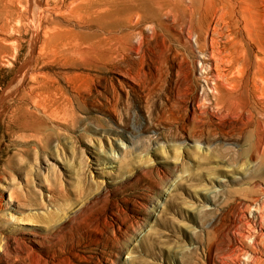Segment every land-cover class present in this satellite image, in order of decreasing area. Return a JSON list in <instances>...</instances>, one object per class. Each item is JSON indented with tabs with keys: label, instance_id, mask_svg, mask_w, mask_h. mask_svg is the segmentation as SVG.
Wrapping results in <instances>:
<instances>
[{
	"label": "rangeland",
	"instance_id": "1",
	"mask_svg": "<svg viewBox=\"0 0 264 264\" xmlns=\"http://www.w3.org/2000/svg\"><path fill=\"white\" fill-rule=\"evenodd\" d=\"M34 1L0 0V264H264V0L101 62Z\"/></svg>",
	"mask_w": 264,
	"mask_h": 264
},
{
	"label": "bare ground",
	"instance_id": "2",
	"mask_svg": "<svg viewBox=\"0 0 264 264\" xmlns=\"http://www.w3.org/2000/svg\"><path fill=\"white\" fill-rule=\"evenodd\" d=\"M223 1L231 11L238 6L242 11L252 12L253 0ZM42 2V13L53 10L48 0ZM213 3L214 0H60L59 15H63L65 19L52 17L48 24H43L41 19L37 23L38 28L43 26L50 30V40L63 44L66 58L78 55L101 62L109 61L118 51H138L142 44L137 47L133 45L136 37H143L145 30L155 33L159 28L164 29L168 16L177 22L186 23L194 33L201 22L210 24L208 16L202 11L204 4L212 9ZM2 8L3 4L0 2V11ZM0 31V56L3 57L7 40L2 35L3 26ZM196 37L197 42L202 41L201 36ZM256 69L257 77L261 82L264 81V60L257 63Z\"/></svg>",
	"mask_w": 264,
	"mask_h": 264
}]
</instances>
